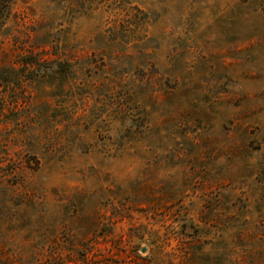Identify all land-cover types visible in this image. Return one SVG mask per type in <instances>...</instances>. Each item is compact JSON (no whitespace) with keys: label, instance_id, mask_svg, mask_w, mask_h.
Returning a JSON list of instances; mask_svg holds the SVG:
<instances>
[{"label":"rangeland","instance_id":"obj_1","mask_svg":"<svg viewBox=\"0 0 264 264\" xmlns=\"http://www.w3.org/2000/svg\"><path fill=\"white\" fill-rule=\"evenodd\" d=\"M12 7L0 70L75 75L0 85V264H264V0Z\"/></svg>","mask_w":264,"mask_h":264},{"label":"trees","instance_id":"obj_2","mask_svg":"<svg viewBox=\"0 0 264 264\" xmlns=\"http://www.w3.org/2000/svg\"><path fill=\"white\" fill-rule=\"evenodd\" d=\"M14 0H0V35L4 30L5 25L12 16V6ZM148 24V15L143 14L142 11L137 10L136 15L130 19H124L120 23V28L117 30L115 27L110 29V40L116 41L121 40L122 42L128 43V40L142 41L145 35L140 36V34L145 30L146 25ZM15 37V36H14ZM15 50L24 51V53L30 54L26 58H22L21 61L15 62L16 66L10 68H3L0 70V85L2 83H8L12 85H23L22 82H33L40 77H49L59 78L62 84H65L72 75H75L73 70V64L70 62V59L66 58L65 60H60L59 58L52 59L48 57L43 62L40 61V56L42 54H49V50L43 49L39 52V48H33L32 50L26 49V47H20L18 44V38H13ZM49 45V44H48ZM44 47V46H43ZM42 47V48H43ZM45 48V47H44ZM54 49V47H52ZM58 57V52L55 54ZM47 62V63H46ZM48 64V65H47ZM89 66V62H86ZM15 72H22V78H12ZM17 75V74H16ZM126 117L121 118L123 122L126 121Z\"/></svg>","mask_w":264,"mask_h":264},{"label":"water","instance_id":"obj_3","mask_svg":"<svg viewBox=\"0 0 264 264\" xmlns=\"http://www.w3.org/2000/svg\"><path fill=\"white\" fill-rule=\"evenodd\" d=\"M146 251H147V248H142V249H141V252H142V253H145Z\"/></svg>","mask_w":264,"mask_h":264}]
</instances>
